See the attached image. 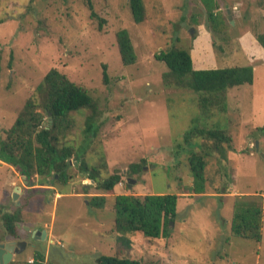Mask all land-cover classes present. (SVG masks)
Returning <instances> with one entry per match:
<instances>
[{
    "label": "rangeland",
    "instance_id": "rangeland-1",
    "mask_svg": "<svg viewBox=\"0 0 264 264\" xmlns=\"http://www.w3.org/2000/svg\"><path fill=\"white\" fill-rule=\"evenodd\" d=\"M215 1L227 18L219 33L209 28L205 0H145L147 16L139 23L128 0H0V139L27 100L37 97L46 73L57 68L98 103L94 135L86 132L91 109L71 113L75 123L67 141L82 150L79 163L84 159L101 167V179L123 174L113 191H105L73 157L67 185L50 186L35 174L31 186L16 166L0 159V240L2 211L17 207L21 232L40 223L49 233L43 248H29L11 262L32 261L41 250L46 264H98L99 255L125 247L115 229L117 194L172 192L179 200L170 236L126 234L131 257L142 264H264V222L261 241L231 232L237 196H262L264 207V133L258 129L264 125V51L252 42V35L257 40L255 33L264 31V0ZM89 2L97 16L91 15ZM123 28L137 54L132 64L123 63L119 50L117 32ZM173 45L191 47V55L194 50V67L204 66L206 59L207 68L253 65L254 82L230 88L227 109L215 108L205 116L197 92L164 80L168 66L156 54ZM195 124L231 134L230 192L192 193L191 149L183 135ZM133 162L143 165L137 173L130 172ZM209 162L213 184L219 186L215 157ZM130 177L135 179L131 187ZM15 186L21 187L16 200ZM96 194L106 195L103 207L90 203Z\"/></svg>",
    "mask_w": 264,
    "mask_h": 264
},
{
    "label": "trees",
    "instance_id": "trees-1",
    "mask_svg": "<svg viewBox=\"0 0 264 264\" xmlns=\"http://www.w3.org/2000/svg\"><path fill=\"white\" fill-rule=\"evenodd\" d=\"M134 21L139 23L146 19L145 0H128ZM208 13L209 28L213 33L224 31L227 18L220 11L215 0H205ZM91 15L97 16L93 4L89 2ZM228 12V10H227ZM102 21L100 27H102ZM230 22V21H229ZM255 36L264 47V31ZM119 50L124 64H132L137 54L127 28L117 32ZM156 57L166 62L168 70L164 73L167 85L189 88L198 95V102L205 116L213 109H227V91L244 83L252 84L255 78V67L250 64L213 68H195L191 55V47L182 48L173 45L162 50ZM104 79L108 80L107 66L104 65ZM37 97H30L20 110L15 122L7 130L6 137L0 139V159L16 166L28 180L37 174L47 180L50 186L55 182L67 185L71 176L72 159L76 158L80 171L93 179L99 188L105 191L114 190L122 181L123 174L116 171L101 179V167L89 165L84 159L79 163L83 152L67 141V136L75 121L71 116L74 111L91 109L86 117V132L93 135L98 130L96 124L98 103L82 85L71 80L57 68L50 69L37 87ZM40 109V110H39ZM46 117L48 124H44ZM199 116L193 121L199 120ZM264 133V125L258 128ZM184 143L189 146V169L193 177L192 193L207 194L209 192H230L229 151L233 149L232 136L224 128L206 125H193L183 135ZM210 156L216 159L219 186H214L216 177L211 172ZM106 167V164H103ZM141 162H133L129 169L137 173L142 169ZM210 171V174H209ZM53 186V187H54ZM178 193H119L115 197V229L118 239L125 247L113 255L101 254L98 264H142L131 257L128 233L140 232L148 237H168L171 233V222L177 216ZM105 194L92 196L91 204L103 207ZM1 222L4 234L17 236L22 222L21 208L13 212L2 211ZM264 207L262 196H237L234 199L233 217L231 221L232 235L261 241L263 238ZM3 234V236H4ZM47 254L44 251L35 253L34 261L22 264H46ZM10 264H16L11 262Z\"/></svg>",
    "mask_w": 264,
    "mask_h": 264
},
{
    "label": "flooded vegetation",
    "instance_id": "flooded-vegetation-1",
    "mask_svg": "<svg viewBox=\"0 0 264 264\" xmlns=\"http://www.w3.org/2000/svg\"><path fill=\"white\" fill-rule=\"evenodd\" d=\"M43 230L47 231L44 239ZM48 239V230L40 223L33 225V227L25 226L22 232L20 230L17 236H11L8 233L4 234L3 238L0 240V264H10L11 261L15 259V256L23 254L29 248H33L34 250L43 248ZM8 244L14 246L13 251L7 248ZM11 253L13 254L11 255ZM32 261H34V258Z\"/></svg>",
    "mask_w": 264,
    "mask_h": 264
},
{
    "label": "water",
    "instance_id": "water-1",
    "mask_svg": "<svg viewBox=\"0 0 264 264\" xmlns=\"http://www.w3.org/2000/svg\"><path fill=\"white\" fill-rule=\"evenodd\" d=\"M228 12H230V11L228 10ZM228 18L231 20L232 23H234V20H233L231 14H229ZM192 31H193V30H192ZM257 148H258V142H257ZM23 178H24L23 180H24L25 183H30L31 185H34V184H35L33 180H31V181L28 180V179L26 178L25 175H23ZM129 181H130V183H129L128 185L131 187V184H132L133 182H135V179L130 177V178H129ZM20 192H21V187H19V186H15V188H14V192H13V196H12L14 200H16V199L19 197ZM18 204H19V203H18ZM46 234H47V231H46V230H43V238H45ZM51 241H52V240H51ZM7 248H8L10 251H13L14 246L8 244V245H7ZM12 254H13V253H11V255H12Z\"/></svg>",
    "mask_w": 264,
    "mask_h": 264
},
{
    "label": "crops",
    "instance_id": "crops-1",
    "mask_svg": "<svg viewBox=\"0 0 264 264\" xmlns=\"http://www.w3.org/2000/svg\"><path fill=\"white\" fill-rule=\"evenodd\" d=\"M252 42H254V44L257 43L256 46H260V49H262V51H264V47L260 43L257 42V40L254 38L253 35H252ZM260 49L258 51H256V52L258 53L260 51ZM259 54H257V55H259ZM192 59H193V62H194V60H195V58H194V50H192ZM208 61H209L208 59L204 60V62H203L204 66H202V67L201 66H195V68H207L205 64L209 63ZM27 184L31 185L30 183H27ZM31 186H33V185H31Z\"/></svg>",
    "mask_w": 264,
    "mask_h": 264
}]
</instances>
